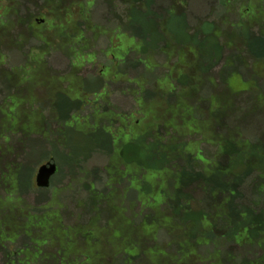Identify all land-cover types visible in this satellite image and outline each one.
I'll list each match as a JSON object with an SVG mask.
<instances>
[{
	"label": "rangeland",
	"instance_id": "374dc122",
	"mask_svg": "<svg viewBox=\"0 0 264 264\" xmlns=\"http://www.w3.org/2000/svg\"><path fill=\"white\" fill-rule=\"evenodd\" d=\"M174 1L182 3L179 11L188 16L190 27L213 23L218 30L231 34L227 38L230 45L226 55L232 58L234 71H244L241 66L245 53L252 57V65L260 58L261 62L249 66V71L257 77L256 82L250 81L247 88L256 90L257 84L260 92L264 93V38L258 39L245 31L246 26L255 33L264 30V0ZM129 2L131 0H0V111L3 112L15 99L30 113L35 112L31 116V124L37 129L42 126V134H46L45 137H37L43 140L44 158L37 160L34 167V188L18 195L11 185L0 182V242L10 240L13 235L17 237L15 241L3 242L7 251L23 249V244H29L32 246L28 247L29 251L35 252L41 244L36 245L34 241H42L44 234V229L39 226L40 220L49 215L51 227L56 228L53 244L59 251L61 264L85 263V247L88 246L91 248L87 254L96 259L97 264H126L124 258L118 257L121 249L111 244L108 235L117 231L127 238V242L135 243L139 236L136 227L142 223L144 213L157 210L163 214L167 200L172 199L157 193L159 187L151 183L146 187L148 193L139 200L143 189L134 182V178L144 180L147 173L128 174L124 166L112 164L113 157L119 158L124 144L138 141L139 134L135 128L142 120L140 131L152 132L149 142L156 135L165 141L172 129L166 128L164 123L174 124L173 114L181 121V106H192L202 113L206 111L201 117L204 128L210 137L217 134L214 97L218 87L215 76L223 63L203 82L202 77L208 74V71L203 73L207 66L204 69L201 63L203 41L197 45V50H182L185 57L179 60L180 48L168 36L171 45L167 54H152L148 60L143 58L146 59L145 64L137 65L136 61L142 56L133 49L139 50L140 46L130 38L123 39L118 32L119 17ZM159 23L165 30L169 25L166 20ZM210 43H205V49ZM182 77L188 78V84L177 88L178 98L173 101L170 97L175 90L173 83ZM139 101L146 106L145 111L149 110L145 120V111L140 112ZM76 102L78 108L73 110ZM260 105L264 103L260 102ZM253 109L254 105L246 104V111L253 112ZM252 114L254 122L261 120L260 116ZM60 118L66 120L59 122ZM152 119L155 122L153 129L150 126ZM251 134L249 139H253ZM5 137L9 140L0 139V155L7 147L23 153V141L29 137L36 139L35 136L22 139L19 134H7ZM181 140L186 145L193 144L187 148L193 158L203 156L210 160L217 150L214 140L205 139L202 135L191 133L182 136ZM17 141L20 142L18 149L12 147ZM136 150L130 146L128 153L134 155ZM54 152L65 155L62 158L66 164L63 166L65 175L55 180L45 194H40L35 185L37 171L40 166L54 160ZM71 161L75 166L72 169L68 163ZM203 164L211 170L215 167L213 162ZM200 166L196 168L200 169ZM162 174L165 179L171 177L168 171ZM152 195L160 206L149 210L146 198ZM153 199L149 203H153ZM206 208L208 213L227 215L229 206L225 203L221 208H214L206 204ZM169 212L170 207L167 215L173 218ZM30 218L33 226L27 236L25 229ZM166 223L170 228L174 225L169 219ZM61 225L68 228L63 235L58 229ZM158 227L151 244L172 254L165 264L191 261L193 254L186 255L174 248L175 242L184 240L185 232L181 229L169 237L163 225ZM87 233L95 237L89 240L90 245L86 239L80 242L79 236ZM49 244L40 250L54 254L56 248ZM66 245L75 251L70 257H75L74 262L69 261L65 254ZM210 248L199 247L198 253L203 254ZM4 253L0 252V264H7ZM138 253L137 248L126 252L134 261H129V264L141 263L134 260ZM26 255L18 258L26 260L24 264L36 263L37 255L27 259ZM150 255L153 256L152 253Z\"/></svg>",
	"mask_w": 264,
	"mask_h": 264
},
{
	"label": "trees",
	"instance_id": "16d2710c",
	"mask_svg": "<svg viewBox=\"0 0 264 264\" xmlns=\"http://www.w3.org/2000/svg\"><path fill=\"white\" fill-rule=\"evenodd\" d=\"M215 1L212 0V2ZM125 7L122 17H119L118 32L120 35L122 34L123 39L130 38L134 40L136 46H140L139 50L133 49L142 56L136 61L137 65L145 64L146 59L143 58H150L152 54L160 52L167 54L171 45L168 42V36L173 38L180 48L179 60L185 57L182 50L188 48L197 50V45L203 41L202 46L204 48L201 50L204 57L201 63L204 69L207 66L203 73L208 71V74L202 77L203 82L210 77V73L214 69L223 64L215 76L218 87L214 97L217 107L215 114L218 122L217 134H211L210 137V133H207L204 128L201 117L206 111L202 113L192 106L191 108L181 106L183 111L180 115L181 121L177 120L176 115L173 114L172 119L175 123H164L166 128L172 129L165 141L156 135L153 141L149 142L148 138L152 132L140 131L139 127L143 122L142 120L135 128L137 135L139 134L138 141H133L129 145L124 144L119 158L116 155L113 157L112 164L124 166L128 174L130 172L139 174L142 171L147 173L144 180L139 181L134 178V182L143 189L139 195V200L143 199L145 193H148L146 187L150 186L151 183L154 187H159L157 193L172 199L167 200L163 214L157 210L152 213L147 211L144 213L142 223L136 227L139 236L135 243L127 242V238L117 231L108 235L111 244L121 249L118 251V257L124 258L126 264H129V261L132 263L134 262L133 258H129L126 252L134 251L137 248L139 253L134 260H140V264H150V262L151 264H165L168 262V258L172 254L166 253L155 244H151L154 240V232L159 228L158 226L163 225L168 230L166 234L169 237L181 229L185 232L184 240L180 243L175 242L174 248L176 247L178 251L184 252L186 255L193 254L192 260L186 264H264V105H260V102L264 103V93L260 92L261 88L257 84H255L256 90L247 88L250 81L256 82L255 78L257 77L256 74L249 71V66L253 67L255 63L261 62L260 58L252 65V57L245 53L241 66L244 71L241 69L234 71L232 58L226 55V50L230 45L227 38L231 34L218 30L213 23H203L194 28L190 27L188 16L179 11L182 3H175L174 0H131ZM161 20L168 21L170 27L168 25L165 30L164 26L159 23ZM59 31L61 32V30ZM245 31L258 39L264 38V30L255 33L246 26ZM207 42L212 46L209 44L205 49ZM187 84V77H182L173 83L175 90L170 96L173 101L178 98L177 88ZM248 103L254 105L253 112L246 111V104ZM139 105L140 112L145 111L146 106L141 102ZM200 105L202 106V104ZM73 106V110H76L78 108L77 102ZM148 111L147 108L144 112V120L148 116ZM255 112H260V114L257 115ZM252 113L260 116L261 120L254 122ZM1 114L0 129L2 133H0V139L8 142L9 138L5 137L7 134H19L22 139L28 138V136L36 137V139H29V137L28 140L23 141L24 148L22 149L25 150L23 153L12 151L13 148L7 147L6 151L0 155V182L11 185L14 193L24 195L34 188L32 182L35 174L34 167L38 162L37 160L44 158L41 143L43 140L37 137L42 135L45 137L46 134H42L44 130L42 126L39 129L33 128L31 116L35 112L30 113L16 103L15 99L14 103L7 105ZM65 120V118H60L59 122ZM154 123V119H152L151 129H153L152 127L155 128ZM176 129H180V131L177 132ZM135 131L134 134H136ZM248 132H252V134ZM191 133L214 140L217 150L212 159L205 160L203 156L193 158L191 152L187 151V148L193 144L186 145L181 138ZM250 134L253 139L248 138ZM58 142H60V138ZM13 146L18 149L20 142H14ZM130 146L137 148L134 155L128 153ZM54 156L53 162L56 163L58 172L51 182V187L55 180L65 175L63 166L66 165L62 160L65 156L64 153L62 155L54 152ZM72 162L74 161L68 162L71 163L69 166L71 169L75 167ZM204 162H213L215 167L211 170L203 164ZM199 164L201 165L200 169H197ZM166 171L171 173L170 179H165L162 176V173ZM69 172L71 171L69 170ZM158 179L160 182H155ZM161 187H164L163 191ZM49 189L42 190L36 187L40 194H45ZM154 196L146 198L149 210L157 209L160 206L153 199ZM152 199L154 200L153 203H149ZM199 202L200 204H198ZM225 203H228L229 206L227 215L207 212L206 204L208 207L221 208ZM169 207V213L172 214L173 218L167 215ZM48 216L46 215L40 220L39 226L44 229V234H42V241H34L36 245L41 244L35 252L29 251L28 247H32L29 244H23V249L5 250L2 245L3 242L15 241L17 239L15 235L10 238L11 241L5 239L0 242V252H5L7 264H24L26 260H20L18 257L25 253L27 254L26 259L37 255L35 264H41L43 261L44 264H61L59 251L53 244V234L56 228L51 227ZM166 219L171 220V224H174L171 226L172 228L166 223ZM32 226L33 219L30 218L25 229L27 236H29L28 232ZM58 229L61 230L60 234H62L68 228L65 229L61 225V228ZM89 233L79 236L80 242L86 239V243L90 245V241L95 237ZM48 243H50L49 246L56 248L54 254L40 250V247L47 246ZM70 244H74V242H70ZM206 246H210V250L206 249L203 254H199L198 248L203 249ZM67 248L65 254L69 256V261L74 262L75 257L73 259L70 257L74 256L75 251ZM85 248L87 258L83 264L90 262L97 264L95 262L98 261L87 254L90 253L91 247ZM83 250L85 252L84 247ZM151 253L153 256L150 255ZM106 261L109 263L107 259Z\"/></svg>",
	"mask_w": 264,
	"mask_h": 264
},
{
	"label": "water",
	"instance_id": "95a60500",
	"mask_svg": "<svg viewBox=\"0 0 264 264\" xmlns=\"http://www.w3.org/2000/svg\"><path fill=\"white\" fill-rule=\"evenodd\" d=\"M58 172V167L53 161L39 167L36 175L35 184L38 189H49L51 182Z\"/></svg>",
	"mask_w": 264,
	"mask_h": 264
}]
</instances>
